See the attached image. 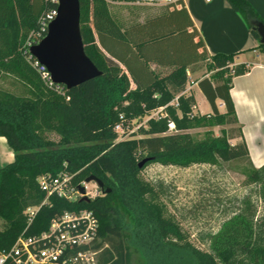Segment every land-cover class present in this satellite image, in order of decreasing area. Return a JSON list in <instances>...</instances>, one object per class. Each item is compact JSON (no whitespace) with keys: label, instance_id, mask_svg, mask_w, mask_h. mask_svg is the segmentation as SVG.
<instances>
[{"label":"trees","instance_id":"obj_1","mask_svg":"<svg viewBox=\"0 0 264 264\" xmlns=\"http://www.w3.org/2000/svg\"><path fill=\"white\" fill-rule=\"evenodd\" d=\"M118 1L126 0H79L84 51L102 74L66 90L45 84L27 45L45 37L36 35L39 20L56 5L0 0V137L13 152V161L0 167V253L22 234L45 232L64 213L86 210L97 219V240L79 250L98 252L97 264H131L132 249L141 264H173L174 252L182 264H264V216L256 218L248 201L209 238V251L203 253L165 215L161 190L138 178L150 164L189 168L249 159L243 140L230 143L241 138V131L229 96L232 80L248 68L237 64L235 55L208 54L182 0L167 6L163 15L125 28L109 12L108 3ZM225 1L259 43L257 25L264 22L249 3ZM258 50L264 54V45ZM199 63L209 76L197 86L211 109L202 116L194 113V96L186 91V70ZM152 65L170 71L160 75ZM160 108L157 119L143 123ZM117 124L136 130L116 142ZM204 126L230 128L203 139L189 133ZM144 159L148 162L140 169ZM62 171L74 174L75 183L97 178L104 185L102 194L89 202L50 197L28 224L25 211L45 199L38 178ZM246 179L258 186L264 201V164ZM4 264L16 263L8 259Z\"/></svg>","mask_w":264,"mask_h":264},{"label":"rangeland","instance_id":"obj_2","mask_svg":"<svg viewBox=\"0 0 264 264\" xmlns=\"http://www.w3.org/2000/svg\"><path fill=\"white\" fill-rule=\"evenodd\" d=\"M108 5L111 16L123 28L162 11V8H134L123 4L122 1L109 2ZM198 67L201 69L198 76H203L206 68L202 64ZM191 84L192 76L189 80V85ZM2 87L10 89L8 82H3ZM199 104L200 109H204L200 100ZM229 128L204 126L190 130L189 133L195 139H203L208 134L219 137ZM117 136L116 142L122 138V132H118ZM48 139L54 143L58 142L55 135H48ZM9 160L10 158H3L0 166L8 164ZM253 169L255 168L249 159L221 162L218 166L193 165L189 168L150 164L140 172L138 178L161 190L159 201L166 208L165 215L180 228L192 248L207 253L209 238L219 231L224 221L237 213L243 200L253 206L256 218L264 216V201L259 196V188L246 179ZM87 187L93 191L95 185L90 183ZM2 224L0 219V229ZM179 257V253L174 252L173 264H182ZM131 264H141L140 255L133 253V249Z\"/></svg>","mask_w":264,"mask_h":264},{"label":"crops","instance_id":"obj_3","mask_svg":"<svg viewBox=\"0 0 264 264\" xmlns=\"http://www.w3.org/2000/svg\"><path fill=\"white\" fill-rule=\"evenodd\" d=\"M246 1L264 22V0ZM182 2L208 54L210 56L216 54L235 55V62L248 68L244 75L232 80L229 90L237 126L241 131V138L230 142L234 145L243 140L251 165L258 169L264 164V54L258 50L259 43L252 37L243 20L225 0H182ZM165 9L166 7L162 8V11L155 16L165 14ZM200 64L204 65L199 63L186 70L189 80L192 76V84L189 85L188 80L186 91L194 96L196 102L194 113L208 115L211 113L210 106L197 83L204 77H208L209 74L205 72L203 76H198L201 70L198 67ZM151 67L160 75H165L170 71L169 68H157L153 65ZM199 100L204 109H200ZM217 105L219 111L223 113V104L218 101ZM3 158L5 160L10 158L8 164L11 163L13 152L7 146L5 139L0 137V162Z\"/></svg>","mask_w":264,"mask_h":264},{"label":"built area","instance_id":"obj_4","mask_svg":"<svg viewBox=\"0 0 264 264\" xmlns=\"http://www.w3.org/2000/svg\"><path fill=\"white\" fill-rule=\"evenodd\" d=\"M176 1L178 0H126L122 2L134 8H165ZM51 2L56 5V8L49 10L40 18L39 32L36 34L38 37L47 33L49 23L57 15L58 0H51ZM27 45L30 48L35 43L28 42ZM32 66L45 84L50 87L56 86L51 83L44 66H41L35 59ZM60 87L62 86H56V89ZM160 112H162V108L151 113L143 120V123L148 119H157ZM168 129L169 132H173L174 124L169 123ZM114 130L116 133L122 132V136H120L122 137L120 140H122L136 129L129 131L128 127L124 128L122 124H117ZM74 178V174L65 171L55 175L49 173L40 176L37 182L40 191L45 195V199L38 207L28 208L25 211L28 224L32 222L39 209L47 205L50 197L75 202L81 201L84 197L90 201L102 194V191L96 186L91 191L84 182L75 183ZM80 187L84 188V194H80ZM97 232L98 222L92 212L86 210L66 212L52 221L48 230L38 236L26 237L24 234L19 236L11 249L0 253V264H4L8 259L14 260L16 264H97L98 252L79 250L92 245L97 240Z\"/></svg>","mask_w":264,"mask_h":264},{"label":"water","instance_id":"obj_5","mask_svg":"<svg viewBox=\"0 0 264 264\" xmlns=\"http://www.w3.org/2000/svg\"><path fill=\"white\" fill-rule=\"evenodd\" d=\"M257 33L259 44L264 45V25H257ZM28 53L46 68L52 84L66 90L78 87L102 74L84 51L80 33L79 0H58L57 15L49 23L45 37L30 47ZM147 162V159L142 160L138 167L141 169ZM84 183H93L101 191L104 190L103 183L93 176L88 177ZM79 191L84 194L83 187ZM81 201L89 202L85 197Z\"/></svg>","mask_w":264,"mask_h":264}]
</instances>
